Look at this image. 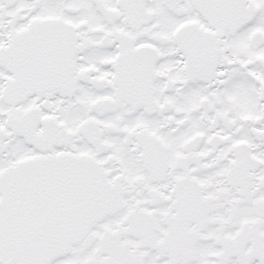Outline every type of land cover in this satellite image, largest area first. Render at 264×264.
Wrapping results in <instances>:
<instances>
[{
    "label": "snow or ice",
    "instance_id": "obj_1",
    "mask_svg": "<svg viewBox=\"0 0 264 264\" xmlns=\"http://www.w3.org/2000/svg\"><path fill=\"white\" fill-rule=\"evenodd\" d=\"M0 264H264V0H0Z\"/></svg>",
    "mask_w": 264,
    "mask_h": 264
}]
</instances>
